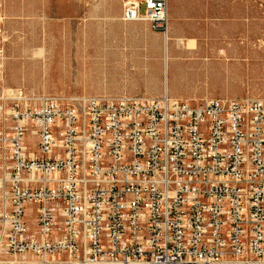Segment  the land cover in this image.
<instances>
[{"label":"built area","instance_id":"obj_1","mask_svg":"<svg viewBox=\"0 0 264 264\" xmlns=\"http://www.w3.org/2000/svg\"><path fill=\"white\" fill-rule=\"evenodd\" d=\"M167 1L123 0L120 18L163 34ZM1 255L0 264H264V99L0 91Z\"/></svg>","mask_w":264,"mask_h":264},{"label":"rangeland","instance_id":"obj_2","mask_svg":"<svg viewBox=\"0 0 264 264\" xmlns=\"http://www.w3.org/2000/svg\"><path fill=\"white\" fill-rule=\"evenodd\" d=\"M122 2L0 0V91L264 99V0H168L163 34L122 21Z\"/></svg>","mask_w":264,"mask_h":264},{"label":"bare ground","instance_id":"obj_3","mask_svg":"<svg viewBox=\"0 0 264 264\" xmlns=\"http://www.w3.org/2000/svg\"><path fill=\"white\" fill-rule=\"evenodd\" d=\"M157 184H166V177H157Z\"/></svg>","mask_w":264,"mask_h":264}]
</instances>
